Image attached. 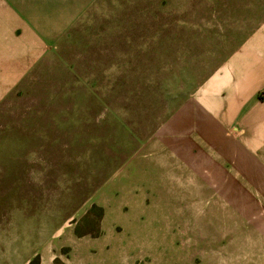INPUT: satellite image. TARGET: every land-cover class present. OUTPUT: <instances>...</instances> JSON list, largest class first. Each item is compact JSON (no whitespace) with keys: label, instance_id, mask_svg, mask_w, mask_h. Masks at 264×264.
Returning a JSON list of instances; mask_svg holds the SVG:
<instances>
[{"label":"rangeland","instance_id":"374dc122","mask_svg":"<svg viewBox=\"0 0 264 264\" xmlns=\"http://www.w3.org/2000/svg\"><path fill=\"white\" fill-rule=\"evenodd\" d=\"M0 264H264V0H0Z\"/></svg>","mask_w":264,"mask_h":264}]
</instances>
